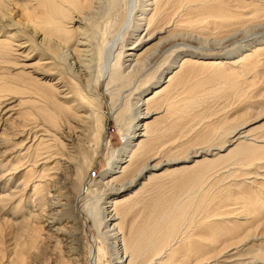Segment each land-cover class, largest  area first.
Here are the masks:
<instances>
[{
    "label": "bare ground",
    "instance_id": "6f19581e",
    "mask_svg": "<svg viewBox=\"0 0 264 264\" xmlns=\"http://www.w3.org/2000/svg\"><path fill=\"white\" fill-rule=\"evenodd\" d=\"M257 88L264 0H0L10 255L39 238L31 264H81L88 224L89 264H264V111L202 122L186 153L160 143Z\"/></svg>",
    "mask_w": 264,
    "mask_h": 264
},
{
    "label": "rangeland",
    "instance_id": "374dc122",
    "mask_svg": "<svg viewBox=\"0 0 264 264\" xmlns=\"http://www.w3.org/2000/svg\"><path fill=\"white\" fill-rule=\"evenodd\" d=\"M262 93H264V92H260V90L257 88L254 91H251L250 93H248V95H246V97H243L241 99H237L236 97L231 98V95L219 96L220 99H218L216 101H214V99H212V100L209 99V101H211V102H209L206 106V108H208V109H206V111L201 116V118H203V117L204 118L202 119L201 122L199 120L195 122L196 125L193 128L194 131L193 130L188 131L187 130L188 128L186 129L185 124H183L181 122H176V128L173 129V131H170L167 134H165L166 136L164 135V138H162V140L160 141L161 144H164V145L160 144L161 147L162 148L164 147L163 149L166 150L165 144L169 145L170 143H173L174 145H182L184 148L181 151L184 152L185 150L187 151V149L189 147L196 146L197 144H199L198 142L192 140V136H193L195 131L201 129V127L204 126L205 124H207L209 122L216 121V120L221 119L225 116L228 118L231 117L232 119H234L235 122L240 123L244 120H247L250 117H253L254 115H257V113L260 114L262 111H264V105H263L264 104V94H262ZM212 114H214V115H212ZM171 121L174 122L173 120H171ZM202 122H204L205 124L202 125L201 124ZM182 127H184V129H182ZM195 127H197V128L195 129ZM258 131L260 133L264 132L263 129L258 130ZM105 139H106V143L108 144V147H107V149L103 148V151H101V153L99 154V157L95 160L94 165L92 167L93 168V171L91 172L92 174H90V178L94 179L97 177V175L99 173L102 172V170H103L102 160L108 159L109 158L108 154H110V152L112 153L116 148L119 147V143H120L119 133L117 131L115 132V130L112 128L111 122H108L107 133H106ZM186 151H185V153H186ZM182 152H180V150H179L177 152L178 154L176 153V156L179 157V154H182V155H180V157L184 156L185 153L183 154ZM164 156H166V155H163V157ZM167 157L170 158L172 156L169 155ZM238 175L239 174H236L235 176H238ZM233 178L236 179L235 177H232V178L230 177L226 181L229 182V184H231L230 181ZM241 179H242V177H241ZM83 227L84 228L81 227V229H80L81 234L78 235V238L81 240V244H80L81 250H82V252H81L82 253L81 264H89L88 255H87V253H88L87 244L91 240L90 234H89V225L85 224ZM5 232L4 233L0 232V250H3L2 251L3 255L0 252V263L1 264L2 263L3 264H16V263L17 264H31V261H33L34 259L37 260V262H40V261L45 262V260H44L45 256L43 257V255L38 254V251L36 248L37 247L36 244H38V246H41V244H42L41 241L39 240V238L34 239L35 241L34 240L30 241L32 243V245L34 244L35 246L34 245L32 246L30 242H29L30 244L29 243L26 244V245H29V248H28V246L25 245L27 248L26 250L28 252V253H26L27 256H26V254H21L22 252L20 250H18V251L16 250L12 255H10V252L8 250V244L10 243L9 239H11L13 234H12L11 230L10 231L6 230ZM33 242H35V243H33ZM23 249H25V248H23ZM31 252H32V256H31ZM6 253H8V254H6ZM34 253L36 254L37 257L35 256ZM10 256H12V257H10ZM7 257L9 259H7ZM14 257L16 259H14ZM19 258L22 259V262L20 261L21 259L19 260V262L17 261V259H19ZM23 258H24V262H23ZM5 260H7V261L5 262Z\"/></svg>",
    "mask_w": 264,
    "mask_h": 264
}]
</instances>
